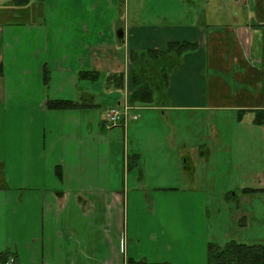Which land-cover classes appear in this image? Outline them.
<instances>
[{
	"label": "crops",
	"instance_id": "obj_1",
	"mask_svg": "<svg viewBox=\"0 0 264 264\" xmlns=\"http://www.w3.org/2000/svg\"><path fill=\"white\" fill-rule=\"evenodd\" d=\"M11 1L0 0V11L12 8L1 23L21 13L45 25L22 33L34 44L19 47L16 64L0 53L4 75L23 87L0 109L18 119L17 145H0V255L14 264H114L74 247L113 244V233L119 246L122 233L134 243L126 217L149 202L155 247H202L183 262L208 264L209 243L264 245V125L254 123L264 110V0ZM171 43L194 45L156 63ZM143 59L152 103L137 104L140 119L127 127L108 129L107 112L132 94ZM177 59L163 79L158 71ZM89 71L99 78L80 77ZM91 96L94 108L47 109L49 100ZM130 145L122 172L120 148ZM122 248L123 264H170L159 253L130 257L125 240Z\"/></svg>",
	"mask_w": 264,
	"mask_h": 264
},
{
	"label": "rangeland",
	"instance_id": "obj_2",
	"mask_svg": "<svg viewBox=\"0 0 264 264\" xmlns=\"http://www.w3.org/2000/svg\"><path fill=\"white\" fill-rule=\"evenodd\" d=\"M12 5V4H11ZM9 10H12V8L10 7H4L3 9H1V11H3V13H5V17H9V15H7V13H9ZM0 11V12H1ZM41 17L40 16H29L27 15H23V14H16L14 16H12L10 19H4V22L1 23L0 22V53L3 51L6 54V58L8 57V64H16L19 60V52L18 49L21 46H25L27 45L26 40H30L31 44H34L33 39H28L29 35H26L25 39H22V33H26L30 30L33 31H39L41 29H43L45 23H43L41 21ZM62 24V23H61ZM21 39H20V38ZM81 41L78 40V43H80ZM90 43L92 42V40L89 41ZM66 43V41H65ZM18 52V53H17ZM31 56V55H29ZM157 63V61H156ZM2 64V63H0ZM3 65V64H2ZM130 66V70L133 71L132 65L131 63H129ZM143 66V65H142ZM4 67V65H3ZM135 69V68H134ZM141 70L143 69L142 67L140 68ZM95 72V71H93ZM144 73V72H143ZM148 74V73H147ZM150 74V73H149ZM150 77V76H149ZM148 79L150 80L151 78ZM56 81H58L59 79H55ZM23 90V87L20 86L18 80L14 77H7L6 75H1L0 76V109H1V104H7L10 105H14L15 101H11L8 100V96H12V99H15L17 92L19 90ZM131 95V94H130ZM126 98V100L122 103V105L120 106H115L113 108H119V107H124L126 105L134 108L135 114H138V106L137 104L133 105L130 104L129 102V97ZM65 96V95H64ZM147 105V104H146ZM113 108H110L108 110L107 113H109V111ZM5 110V109H4ZM12 116L7 118V112L6 111H0V136L4 135L5 138H7V142H3V140L1 141L0 139V145H17V128H18V119L16 118V111L15 109H12ZM6 116V118L4 117V119H2L1 117ZM140 119V118H139ZM4 120V122H3ZM201 123L199 125V133L197 135L196 131H197V126L195 125V128L192 127L193 124H189V127H192L193 129V134L195 133V141L199 140V139H203V131H204V124H203V117H201ZM132 122V121H131ZM186 129H188V124ZM178 135H181V132L177 131ZM185 137L187 138V135H185ZM132 145L126 147V152L123 150V148H120V154H121V168H122V172L124 170V156H127V153L130 154V156H132ZM128 150L130 152H128ZM126 154V155H125ZM118 158V155H116V159ZM15 165L11 166L8 168V172L10 174H14L13 169ZM154 175H165L167 174V172H159L155 166L153 167V172ZM3 175H0V185L3 184ZM158 177V176H156ZM157 182H154V185H157ZM174 184L176 186H178L179 183H177L176 181L174 182ZM159 199H158V203H157V207L158 209L161 207V203H159ZM149 205H146L144 203L139 204L143 210H141V212H138L137 214L135 213H130L129 215V219L127 221V217H126V224L128 226L129 224V229L131 232V235H133V237L131 236L130 238H135V242L133 243L132 241H128L125 233H122L121 236V240H120V246L118 245V240L117 237L115 235V233H113V244H108L107 242L104 243L103 246H89V247H81V246H77L74 247L77 249V254L81 252V250H83L84 254L85 253H91V250L94 249V252L99 254L100 256L103 257V260H107L109 262H112L114 264H123V260H122V253H123V248H122V242L123 240L126 241V247L127 249H130L129 252V256L132 257V254H135L136 259H142L144 256H146L147 258H151L154 259L156 256H158L159 254H163V259L160 262H168L170 264H201L198 263L196 261H181V258L183 256V254H185V256H189L191 254H193L194 256L199 253L200 249H202V247H198L197 245L191 246V245H187L186 247H182L179 246L177 244H173L171 246V249L169 250V248L167 246L163 247V246H159L158 248L154 246L153 242L150 240L151 238V229H150V225L152 223V211L150 209V207L152 206V203L149 202ZM147 206H149V209L147 208ZM137 212V211H136ZM108 216V215H107ZM160 217V214L157 216ZM118 218V215L114 216V219L116 221V219ZM124 216L122 215V222H123V226H125L124 223ZM133 222V224H132ZM127 232V230H125ZM252 232V231H250ZM96 234V232L94 233ZM126 237V238H125ZM141 239V242H138V240ZM179 238H177L176 240H178ZM264 242V241H262ZM127 257V254H126ZM135 259V260H136ZM9 259L5 260V262L3 264H6L7 261ZM172 260V261H171ZM80 264V263H77ZM87 264H97L94 261H88Z\"/></svg>",
	"mask_w": 264,
	"mask_h": 264
},
{
	"label": "trees",
	"instance_id": "obj_3",
	"mask_svg": "<svg viewBox=\"0 0 264 264\" xmlns=\"http://www.w3.org/2000/svg\"><path fill=\"white\" fill-rule=\"evenodd\" d=\"M39 2H43L45 0H38ZM31 0H12L11 4L17 8H24L30 4ZM194 44L191 43H171L168 45L167 49L162 53H157L156 61H164L167 58L175 59L181 55L182 52L186 51L190 46ZM163 59V60H162ZM177 60H171L168 66L162 69V72L158 71L160 76H163V79H167L170 76L173 68L178 63ZM148 61H142V70L140 69L139 74L137 72L134 74V87L132 94L129 97L130 104H150L153 100L154 91L152 87L149 85V82L152 80L146 81L145 73L148 69ZM144 72V73H143ZM4 73V67L0 64V76ZM158 75V74H157ZM100 74L98 72H81L80 77L83 80H96L98 79ZM119 78L117 81L118 85L122 87L124 83V75H118ZM97 106L94 103V97H83L80 101L67 100V99H59V100H49L47 102L48 110H77V109H86V108H94ZM254 123L257 125H264V110L257 111L255 113ZM0 175H4L3 165L0 162ZM3 178V176H2ZM254 190L245 189L244 192L251 193ZM10 254V253H9ZM8 253H4L0 255V262H5L6 258L9 256ZM208 255V264H264V245H246L231 241L224 246H219L213 243L208 244L207 249ZM128 264H150L146 262L140 261H132L129 260ZM167 264V263H163Z\"/></svg>",
	"mask_w": 264,
	"mask_h": 264
},
{
	"label": "built area",
	"instance_id": "obj_4",
	"mask_svg": "<svg viewBox=\"0 0 264 264\" xmlns=\"http://www.w3.org/2000/svg\"><path fill=\"white\" fill-rule=\"evenodd\" d=\"M246 2L247 0H242ZM140 118L139 114H135L134 108L126 105L124 107L113 108L105 117V126L110 129L116 126L127 127L131 121H136ZM15 259L9 258L6 264H14Z\"/></svg>",
	"mask_w": 264,
	"mask_h": 264
},
{
	"label": "water",
	"instance_id": "obj_5",
	"mask_svg": "<svg viewBox=\"0 0 264 264\" xmlns=\"http://www.w3.org/2000/svg\"><path fill=\"white\" fill-rule=\"evenodd\" d=\"M118 36H119V37H120V36H123V32H120Z\"/></svg>",
	"mask_w": 264,
	"mask_h": 264
}]
</instances>
